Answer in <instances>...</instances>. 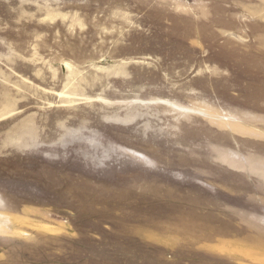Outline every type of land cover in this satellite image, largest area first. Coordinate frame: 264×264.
Here are the masks:
<instances>
[{
    "label": "rangeland",
    "instance_id": "374dc122",
    "mask_svg": "<svg viewBox=\"0 0 264 264\" xmlns=\"http://www.w3.org/2000/svg\"><path fill=\"white\" fill-rule=\"evenodd\" d=\"M0 264H264V0H0Z\"/></svg>",
    "mask_w": 264,
    "mask_h": 264
}]
</instances>
